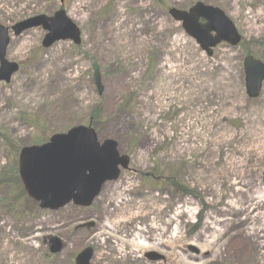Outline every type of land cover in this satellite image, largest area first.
<instances>
[{"label": "rangeland", "instance_id": "obj_1", "mask_svg": "<svg viewBox=\"0 0 264 264\" xmlns=\"http://www.w3.org/2000/svg\"><path fill=\"white\" fill-rule=\"evenodd\" d=\"M196 3L221 9L242 43L203 51L168 14ZM59 7L0 0V24ZM65 10L81 29L79 46L45 49L42 28L11 33L7 59L20 70L0 83V264H74L87 248L90 264H264V203H251L264 190V83L250 100L243 70L247 53L264 62V0H68ZM95 111L91 127L100 141L117 142L131 170L90 208L44 211L31 200L36 206L15 209L21 149L90 126ZM177 208L188 214L174 217ZM152 223L160 245H127L134 256L121 260L120 235ZM53 236L65 248L51 256ZM148 252L164 260L149 261Z\"/></svg>", "mask_w": 264, "mask_h": 264}, {"label": "water", "instance_id": "obj_2", "mask_svg": "<svg viewBox=\"0 0 264 264\" xmlns=\"http://www.w3.org/2000/svg\"><path fill=\"white\" fill-rule=\"evenodd\" d=\"M169 15L182 23L185 32L209 56L221 43L235 47L241 41L234 24L219 8L197 3L188 11L173 8ZM38 27L48 32L42 43L46 49L60 41L81 44V31L64 10L56 12L53 17L39 15L30 18L12 30L18 36ZM9 42V29L0 25V82L6 83L19 70L18 64L6 59ZM244 71L247 95L256 99L264 81V64L248 56L244 60ZM117 148L113 140L100 144L92 129L75 127L65 134L52 136L46 144L24 148L19 159L20 180L26 194L43 210L57 211L72 201L76 206L89 207L105 183L119 178V167L128 168L129 158L120 156ZM49 243L51 254H58L64 248L59 238L52 237ZM188 249L198 252L192 246ZM145 256L154 262L163 259L155 253ZM91 258L92 250H85L77 256L76 264H89Z\"/></svg>", "mask_w": 264, "mask_h": 264}, {"label": "bare ground", "instance_id": "obj_3", "mask_svg": "<svg viewBox=\"0 0 264 264\" xmlns=\"http://www.w3.org/2000/svg\"><path fill=\"white\" fill-rule=\"evenodd\" d=\"M257 194L254 196V199L251 201L252 204L254 203H264V190L261 189L259 191H257ZM258 194H263L262 196L258 195ZM126 203V200H121V201H116V206L121 208L124 207ZM231 205V204H230ZM236 213L242 212V208H234ZM245 211L247 212L248 209H245ZM186 213L188 214V212L186 210H182L180 208L176 209V214H173L174 217L180 216L181 214ZM137 218L138 213H135L132 218ZM173 219V217L169 218L168 217V222H171ZM117 223L111 224V222H108L107 227V231H112L115 232L116 228H117ZM262 227L264 229V223L262 224ZM160 228L155 224L152 223L151 225H149L146 228H140V227H136V229L132 232H130L129 234H125V235H120V237L117 239V242L119 244L115 243V248H117L118 253H119V257L121 260H124L128 257H133L134 253H132L131 251L126 252V246L130 245L133 247L132 250H137L139 249L141 246H149L148 244H145V242H151L153 243V247L154 246H159L161 243V240L159 238V232H160Z\"/></svg>", "mask_w": 264, "mask_h": 264}, {"label": "trees", "instance_id": "obj_4", "mask_svg": "<svg viewBox=\"0 0 264 264\" xmlns=\"http://www.w3.org/2000/svg\"><path fill=\"white\" fill-rule=\"evenodd\" d=\"M98 118H99V111H95V113L93 115H91V117H90L89 124L92 127H96V121H97ZM45 141L46 140H43L41 142H38L37 141L36 143H44ZM147 180L150 181V182H152L149 179H147ZM23 199H25V200H23ZM15 200L17 201V203L15 204V207H14L15 209H20L24 205V203H30V204L36 206L35 203H33L30 199L27 198V196L25 195L22 187L20 188V194H18L16 196ZM24 209H25V212H26V208L25 207H24Z\"/></svg>", "mask_w": 264, "mask_h": 264}]
</instances>
